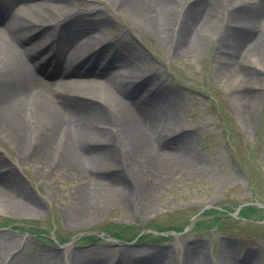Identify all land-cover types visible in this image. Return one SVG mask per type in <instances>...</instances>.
<instances>
[{
	"label": "rangeland",
	"instance_id": "374dc122",
	"mask_svg": "<svg viewBox=\"0 0 264 264\" xmlns=\"http://www.w3.org/2000/svg\"><path fill=\"white\" fill-rule=\"evenodd\" d=\"M213 3L217 18L192 31L193 50L180 53V8L154 35L106 0H70L76 11L85 13L92 5L107 17L106 26L97 30L104 42L117 40L139 51L142 62L132 63L149 87L156 88L170 119L169 134H183L184 139L177 161L160 174L159 187L146 201L130 179L124 202L110 183L105 190L91 191L90 217L80 223L74 222L80 206L76 179L32 161L16 165L14 146L0 133V159L14 169L35 207L16 213L0 205V264H70L69 254L76 252L105 264H128L124 256L150 253L161 256L155 264H179L183 249L193 245L205 264H225L220 258L224 243L232 247L230 263L264 264V66L242 61L247 78L220 71L227 57L224 42L237 37L239 54L259 30L246 35L239 24L227 26L224 4ZM241 92L248 97L244 107L231 98ZM111 160L116 168L108 174L112 176L120 163ZM180 226L183 231L169 233Z\"/></svg>",
	"mask_w": 264,
	"mask_h": 264
},
{
	"label": "bare ground",
	"instance_id": "6f19581e",
	"mask_svg": "<svg viewBox=\"0 0 264 264\" xmlns=\"http://www.w3.org/2000/svg\"><path fill=\"white\" fill-rule=\"evenodd\" d=\"M106 1L154 35L165 29L164 21L180 8L182 20L176 41L180 53L193 50L192 31L203 30L217 18L216 0ZM220 1L227 11V26L239 24L246 35L259 30L239 54V47L234 46L239 42L237 37L226 40L227 48L222 49L227 57L220 71L247 78L240 69L242 61L251 59L264 66V1ZM69 3L0 0V133L14 146L16 165L32 161L49 166L55 173L68 172L76 179L80 206L74 222L86 223L91 214L87 207L91 191L105 190L110 183L124 202L130 196L131 188L124 187L130 179L146 201L159 187L160 174L177 161L184 135L169 134L170 119L156 88L149 87L148 79L140 77L132 63L142 62L139 51L117 40L104 42L97 30L106 26L107 17L97 14L95 6L87 5L89 11L81 13ZM243 7L249 9L246 15ZM88 12L96 16L90 17ZM55 29L54 43L43 46L41 42L52 37ZM231 98L242 107L248 100L242 92ZM111 159L120 163L118 173L112 176L108 175L114 168ZM33 203L14 169L0 159V205L27 213L35 208ZM196 247L183 249L179 264H205L203 258L195 256ZM231 249L227 243L220 247L222 263L232 264ZM154 255L124 258L128 264H155L161 256ZM69 261L105 264L99 257L79 252L69 254Z\"/></svg>",
	"mask_w": 264,
	"mask_h": 264
},
{
	"label": "trees",
	"instance_id": "16d2710c",
	"mask_svg": "<svg viewBox=\"0 0 264 264\" xmlns=\"http://www.w3.org/2000/svg\"><path fill=\"white\" fill-rule=\"evenodd\" d=\"M181 228H182V227H180V228H178V229H176V228H174V229H176V230H181Z\"/></svg>",
	"mask_w": 264,
	"mask_h": 264
}]
</instances>
